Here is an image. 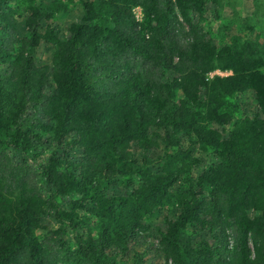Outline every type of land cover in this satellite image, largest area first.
<instances>
[{
	"label": "trees",
	"instance_id": "16d2710c",
	"mask_svg": "<svg viewBox=\"0 0 264 264\" xmlns=\"http://www.w3.org/2000/svg\"><path fill=\"white\" fill-rule=\"evenodd\" d=\"M79 2L0 0V264H264V41Z\"/></svg>",
	"mask_w": 264,
	"mask_h": 264
},
{
	"label": "rangeland",
	"instance_id": "374dc122",
	"mask_svg": "<svg viewBox=\"0 0 264 264\" xmlns=\"http://www.w3.org/2000/svg\"><path fill=\"white\" fill-rule=\"evenodd\" d=\"M65 1L69 5L72 14H74L73 12H75V14L79 13V0ZM133 11L137 19L141 20V8L135 7L133 8ZM201 21L206 29H210L214 36L215 43L219 46L227 44L237 36L244 39H255L256 37H259L260 41H264V0H224L222 8L219 10L218 18H214L213 14L209 11L203 14ZM58 22L59 36L62 37L65 34L67 21L64 18H61ZM250 26L254 27L255 33L250 31ZM16 32L18 38L26 33V29L21 20H18L17 22ZM230 73V70L215 69L209 72L207 76H224ZM242 101L248 108L253 106V99L249 94H246ZM9 153L12 154L13 151L9 150ZM166 211L171 212V208ZM155 262H158V258H155Z\"/></svg>",
	"mask_w": 264,
	"mask_h": 264
}]
</instances>
